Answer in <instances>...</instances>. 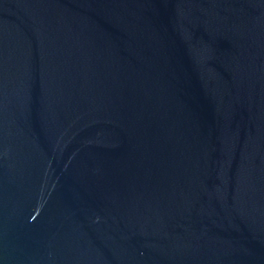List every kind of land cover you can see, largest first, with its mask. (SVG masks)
I'll return each instance as SVG.
<instances>
[{
    "label": "water",
    "instance_id": "obj_1",
    "mask_svg": "<svg viewBox=\"0 0 264 264\" xmlns=\"http://www.w3.org/2000/svg\"><path fill=\"white\" fill-rule=\"evenodd\" d=\"M0 264H264V0H0Z\"/></svg>",
    "mask_w": 264,
    "mask_h": 264
}]
</instances>
